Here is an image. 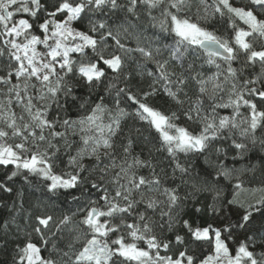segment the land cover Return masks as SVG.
I'll return each mask as SVG.
<instances>
[{
  "label": "snow or ice",
  "instance_id": "6c2138e0",
  "mask_svg": "<svg viewBox=\"0 0 264 264\" xmlns=\"http://www.w3.org/2000/svg\"><path fill=\"white\" fill-rule=\"evenodd\" d=\"M0 256L264 264V0H0Z\"/></svg>",
  "mask_w": 264,
  "mask_h": 264
},
{
  "label": "trees",
  "instance_id": "16d2710c",
  "mask_svg": "<svg viewBox=\"0 0 264 264\" xmlns=\"http://www.w3.org/2000/svg\"><path fill=\"white\" fill-rule=\"evenodd\" d=\"M3 198H5V199H9L10 200V198H7V197H3ZM6 214V213H5ZM4 259V257L3 256H0V261H2Z\"/></svg>",
  "mask_w": 264,
  "mask_h": 264
}]
</instances>
